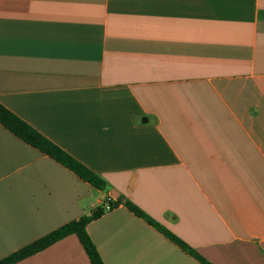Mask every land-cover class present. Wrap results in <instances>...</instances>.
<instances>
[{"label":"crops","instance_id":"1","mask_svg":"<svg viewBox=\"0 0 264 264\" xmlns=\"http://www.w3.org/2000/svg\"><path fill=\"white\" fill-rule=\"evenodd\" d=\"M0 104L106 182L0 123V260L264 264V0H0Z\"/></svg>","mask_w":264,"mask_h":264},{"label":"trees","instance_id":"2","mask_svg":"<svg viewBox=\"0 0 264 264\" xmlns=\"http://www.w3.org/2000/svg\"><path fill=\"white\" fill-rule=\"evenodd\" d=\"M0 123L19 139L68 168L94 188L100 190L105 188L106 182L100 176L92 172L82 163L39 133L32 126L6 109L2 104H0ZM107 203L108 201H106L103 206L96 209L90 216H85L78 221L68 223L32 244L12 253L8 257L0 260V264H16L71 234H76L79 237L92 264H104L95 244L87 232V226L92 221L101 218L105 214V206ZM110 204L112 208L117 206V203L110 202Z\"/></svg>","mask_w":264,"mask_h":264},{"label":"built area","instance_id":"3","mask_svg":"<svg viewBox=\"0 0 264 264\" xmlns=\"http://www.w3.org/2000/svg\"><path fill=\"white\" fill-rule=\"evenodd\" d=\"M110 202H111V200L108 199V203H107L106 206H105L106 211H110V210H112V206H111Z\"/></svg>","mask_w":264,"mask_h":264}]
</instances>
